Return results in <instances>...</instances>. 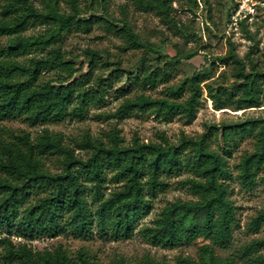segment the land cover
<instances>
[{
    "label": "rangeland",
    "instance_id": "obj_1",
    "mask_svg": "<svg viewBox=\"0 0 264 264\" xmlns=\"http://www.w3.org/2000/svg\"><path fill=\"white\" fill-rule=\"evenodd\" d=\"M31 1L39 10L54 8L61 14H75L81 20L64 31L55 28V24L30 26L23 36L37 38L36 45L17 60L28 63L31 58L49 56L51 50L59 48L67 66L43 72L41 80L80 83L65 119L38 124L21 117L1 120L0 141L21 145L18 137L27 134L36 143L47 131L59 137L62 145L70 147L77 157L86 159L92 152L83 147L86 138L110 145L111 135L117 132L127 146L134 136L142 142H162L164 136L179 144L184 137L197 140L206 134L208 148L225 161L227 174L222 181L235 207V219L226 247L205 237L163 246L145 236L142 229L155 225L169 204L200 200L189 181L204 178L190 163L191 149L186 148L181 167L161 174L164 188L156 195L147 194L150 211L129 238L99 233L95 189L85 178V198L93 210V230L88 237H77L69 228L66 232L33 237L3 230L0 236L10 237L16 246L27 245L34 252L63 248L79 264L81 252L90 264H182V258L201 262L205 245H211L218 257L234 264H251L264 258V246L247 248L253 241L264 239V221L257 228L252 224L264 211V164L252 165L264 158V78L258 79L259 107L238 110L231 102L216 110L207 89L208 85L221 87L230 93L242 83L234 76L235 64L220 60L228 54L231 44L245 63L246 72L252 71V65L257 71H264V0H253L257 13L246 29L231 23L232 12L240 0H170L168 9L164 0H76V11L70 0ZM125 24L152 49L130 47L120 31ZM53 29L58 32L49 40ZM12 38L0 35V45L5 46ZM88 50L97 53L93 66L89 65ZM189 55L192 57L183 58ZM178 59L182 61L177 63ZM150 74L156 76L155 82L147 78ZM201 75L206 79L202 80ZM198 88L202 92L194 118L188 119L173 109L178 103H186ZM241 95L242 91L237 92L234 99ZM37 153L42 169L62 172L64 155ZM106 174L102 191L104 197H109L125 181L114 178L115 172ZM0 176L6 177L3 172ZM44 194L35 191L31 201ZM63 221L67 223L66 216ZM2 253L0 247V264H19L4 260Z\"/></svg>",
    "mask_w": 264,
    "mask_h": 264
},
{
    "label": "trees",
    "instance_id": "obj_2",
    "mask_svg": "<svg viewBox=\"0 0 264 264\" xmlns=\"http://www.w3.org/2000/svg\"><path fill=\"white\" fill-rule=\"evenodd\" d=\"M170 7V0H164ZM73 10H77L76 0H70ZM236 3L235 7H237ZM75 14H61L54 8L39 10L31 0H0V35H8L6 45H0V121L21 117L25 121L38 124L62 121L68 116V109L75 99L80 81H44L43 72L65 67L59 48L50 51L49 56L31 58L28 63L17 60L22 53L28 52L36 39L23 36V32L36 24H55L60 31L68 30L72 24L80 22ZM243 29L249 20L240 22ZM120 31L125 35L132 48L152 46L143 43L131 29L124 25ZM58 31L53 29L49 40L55 38ZM157 52V51H156ZM89 65L93 66L97 53L88 50ZM192 57L186 56L184 59ZM224 64L234 63V76L242 83L229 93L221 87L208 85V93L216 110L224 109L231 102L236 108H251L261 105L259 78L264 71L246 72L245 63L237 56L234 45L227 55L220 57ZM182 59H178L181 62ZM151 82L156 76L150 74ZM205 80V75H201ZM242 95L237 99V92ZM201 89L198 88L186 103H178L173 109L182 112L188 119L196 116ZM234 100V101H233ZM111 144L84 139L83 147L92 150L89 157H77L74 151L63 146L59 137L45 131L36 143L29 135L18 137V143L0 141V231L9 234L17 232L22 237L36 235H54L66 232L68 228L77 236L86 238L93 230V210L89 207L85 195L86 184L82 178L90 181L95 189L93 198L97 229L103 235L116 238H129L138 222L148 214L151 203L147 194L156 195L164 188L160 178L164 172H173L182 165V155L186 148L191 149L193 167L204 181L190 180L193 190L200 195L195 202H173L161 213L155 225L145 226L142 231L154 244L174 246L182 240L192 241L198 237L211 239L221 247H226L232 237V223L235 219V207L227 197V188L223 179L227 174L221 155L208 148L207 135L195 140L183 138L179 144L171 143L164 136L162 142H142L134 136L130 145H123L117 132L111 135ZM56 152L64 155L61 173H50L39 165L38 153ZM264 164V158L252 162L256 167ZM251 165V164H250ZM115 172L114 178L124 180L122 188L104 197L102 185L107 179L106 172ZM147 178V179H145ZM145 179V180H144ZM35 191L44 195L31 201ZM67 218V223L63 219ZM264 221V211L260 212L252 224L256 228ZM264 246V239L250 243L248 249ZM4 260L19 264H79L71 259L63 248L55 251L34 252L27 245L16 246L10 237L0 236ZM80 264H90L85 253L78 255ZM182 264H234L222 260L211 245L202 248L201 262L182 258ZM147 264H159L147 262ZM251 264H264L259 257Z\"/></svg>",
    "mask_w": 264,
    "mask_h": 264
},
{
    "label": "built area",
    "instance_id": "obj_3",
    "mask_svg": "<svg viewBox=\"0 0 264 264\" xmlns=\"http://www.w3.org/2000/svg\"><path fill=\"white\" fill-rule=\"evenodd\" d=\"M257 13L256 3L253 0H240L231 15V23L238 27L243 20L252 21Z\"/></svg>",
    "mask_w": 264,
    "mask_h": 264
}]
</instances>
